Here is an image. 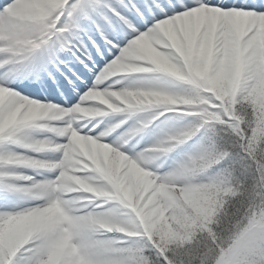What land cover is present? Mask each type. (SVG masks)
Returning a JSON list of instances; mask_svg holds the SVG:
<instances>
[{
	"label": "snow or ice",
	"instance_id": "snow-or-ice-1",
	"mask_svg": "<svg viewBox=\"0 0 264 264\" xmlns=\"http://www.w3.org/2000/svg\"><path fill=\"white\" fill-rule=\"evenodd\" d=\"M0 264H264V0H0Z\"/></svg>",
	"mask_w": 264,
	"mask_h": 264
}]
</instances>
